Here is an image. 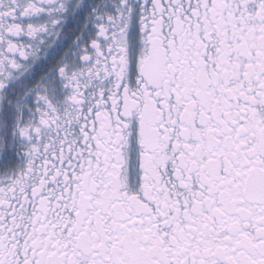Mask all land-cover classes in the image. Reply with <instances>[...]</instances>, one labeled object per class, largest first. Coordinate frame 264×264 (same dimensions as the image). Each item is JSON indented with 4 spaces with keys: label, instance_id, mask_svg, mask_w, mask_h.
Masks as SVG:
<instances>
[{
    "label": "snow or ice",
    "instance_id": "snow-or-ice-1",
    "mask_svg": "<svg viewBox=\"0 0 264 264\" xmlns=\"http://www.w3.org/2000/svg\"><path fill=\"white\" fill-rule=\"evenodd\" d=\"M0 264H264V0H0Z\"/></svg>",
    "mask_w": 264,
    "mask_h": 264
}]
</instances>
